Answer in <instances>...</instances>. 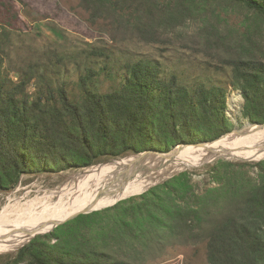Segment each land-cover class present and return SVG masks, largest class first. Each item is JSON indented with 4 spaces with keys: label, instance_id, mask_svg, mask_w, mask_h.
Masks as SVG:
<instances>
[{
    "label": "trees",
    "instance_id": "1",
    "mask_svg": "<svg viewBox=\"0 0 264 264\" xmlns=\"http://www.w3.org/2000/svg\"><path fill=\"white\" fill-rule=\"evenodd\" d=\"M162 1L80 0V6L92 23L119 25L115 37L127 12L135 19L132 26L124 19L130 35L149 43L177 34L204 13L197 0ZM228 1L264 20V0ZM197 36L205 51L216 50L232 68V85L245 100L242 115L264 125V59L230 55L228 38L213 29ZM109 68L86 66L76 82H59L29 67L15 81L0 44V191L17 188L23 175L168 153L233 131L227 88L204 82L189 88L176 76L164 78L159 64L140 60L124 65L118 87L99 91L96 84ZM35 80L39 88L31 93ZM251 167L258 168L257 179ZM193 175L183 172L140 196L80 215L35 237L7 264H148L176 243H206L208 264H264V161L219 163L210 173L214 188L201 189Z\"/></svg>",
    "mask_w": 264,
    "mask_h": 264
},
{
    "label": "rangeland",
    "instance_id": "2",
    "mask_svg": "<svg viewBox=\"0 0 264 264\" xmlns=\"http://www.w3.org/2000/svg\"><path fill=\"white\" fill-rule=\"evenodd\" d=\"M157 1L163 3L162 0ZM197 1L201 4L200 10L204 12L200 18L187 24L177 34L149 43L130 35L132 33L128 31L124 19L127 22L131 20V26L135 19L127 12L120 24V33L115 37L113 28L117 29L119 25L113 27L104 19L92 23L90 14L81 8L80 0H0V44L5 50L6 68L15 81L19 73L28 70L29 67L35 69L38 67V71L44 73L48 81L62 82L67 79L76 82L79 75L84 73L86 66L98 70L109 66L111 68L107 72L110 73L105 72L96 84L99 91L108 92L121 84L124 65L140 60L151 61L161 66L164 78L176 76L181 84L189 88L204 82L209 86L227 88L230 97L238 94L240 100L236 107L232 108L230 101L227 103V114L234 123V128L225 136L233 139L241 137L250 127H257L259 124H252L242 115L243 95L232 85V68L217 57L216 50L205 51L200 42H197L200 41L197 35H205L213 29L228 38L231 45L230 55L237 51L245 56L264 59V20L228 0ZM204 17H207L206 23L203 21ZM57 70L60 71V76L55 74ZM38 82L35 80L31 84V93H35L39 88ZM159 153L158 151L148 154L149 159L154 160L148 162H154L152 174L155 172V177L159 171L169 174L173 167L172 161L164 165V162L158 164L157 160L162 157ZM134 156L136 155L132 154L122 159L105 158L101 163L87 169L23 175L17 188L0 191V213L11 206L22 205L58 192L81 180L83 177L79 176L92 168L114 166L122 160L133 161L136 159ZM203 160L199 165L182 169L177 175L176 173L170 175L171 179L189 171L194 174V181L201 189L214 188L217 183L212 180L210 173L219 163L229 162L235 165L248 163L254 166L264 161L220 157ZM248 171L251 177L258 178V168L251 167ZM162 184L164 183L159 181V184L152 188ZM146 192L148 190L142 194ZM57 199L58 197L54 200ZM99 209L104 208L95 210ZM28 242L1 253L0 264H7L8 260L16 256ZM148 264H208L206 243H176L169 246L167 251L159 253L156 259L149 260Z\"/></svg>",
    "mask_w": 264,
    "mask_h": 264
},
{
    "label": "bare ground",
    "instance_id": "3",
    "mask_svg": "<svg viewBox=\"0 0 264 264\" xmlns=\"http://www.w3.org/2000/svg\"><path fill=\"white\" fill-rule=\"evenodd\" d=\"M239 100L238 94L230 97L232 108L237 106ZM213 157L231 160L264 159V126H252L241 137L233 139L225 136L209 146L180 148L178 153L170 157L173 167L169 175ZM150 160L153 158L149 159L146 155L140 161L122 160L114 166H98L87 170V173L79 176L83 177L81 180L58 192L6 208L0 213V254L13 250L39 234L52 231L77 214L110 207L159 184L167 172L159 171L158 178L155 177L156 173H151L154 162H148ZM157 161L162 164L164 158L160 157ZM56 197L58 199L54 200Z\"/></svg>",
    "mask_w": 264,
    "mask_h": 264
},
{
    "label": "water",
    "instance_id": "4",
    "mask_svg": "<svg viewBox=\"0 0 264 264\" xmlns=\"http://www.w3.org/2000/svg\"><path fill=\"white\" fill-rule=\"evenodd\" d=\"M229 101H230V96H229ZM244 102H245V100H244V98H243V104H244ZM264 125H259V127H263ZM241 133V132H240ZM223 137H225V136H223ZM222 137V138H223ZM222 138H220V139H218V140H216V141H213V142H207V143H201V144H194L192 147H204V146H209V145H212V144H214L215 142H217V141H219V140H221ZM191 145H186V144H181V145H178L177 147H176V149L175 150H172L171 152H168V153H162V152H160L159 154L160 155H162V157L164 158V163H163V165L164 164H166V163H168L171 159H170V157H171V155H174L175 153H178V151L180 150V148H182V147H190ZM151 152H158V151H146V152H143V153H141V154H137L136 156H134V158H136V160L137 161H140V160H142V159H144V157L146 156V155H148V154H150ZM152 173V172H151ZM174 173H172V174H170V175H173ZM150 175V174H149ZM169 174H167V175H165V177H163V178H161V181H162V183H165L167 180H169V179H171V176H170ZM175 175H177V173L175 174ZM174 175V176H175ZM152 188V187H151ZM149 191V190H148ZM116 204H118V203H116ZM115 204V205H116ZM114 206V205H113ZM111 207V206H110ZM108 208V207H107ZM105 209V208H104ZM99 210H102V209H99ZM99 210H93V211H87V212H82V213H80V214H77V215H75L74 217H72V218H70L69 220H67V221H64V222H62V223H60L59 225H57V227L58 226H60V225H62V224H64V223H66V222H68V221H70V220H73V219H75V218H77L78 216H80V215H83V214H90V213H92V212H95V211H99ZM56 227V228H57ZM55 230V229H54ZM54 230H52V231H50V232H48V233H51V232H53ZM48 233H44V234H41V235H46V234H48ZM33 240V239H32ZM32 240H30L28 243H30ZM27 243V244H28ZM24 246H26V245H24ZM23 246V247H24ZM22 247V248H23Z\"/></svg>",
    "mask_w": 264,
    "mask_h": 264
}]
</instances>
